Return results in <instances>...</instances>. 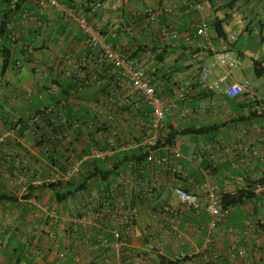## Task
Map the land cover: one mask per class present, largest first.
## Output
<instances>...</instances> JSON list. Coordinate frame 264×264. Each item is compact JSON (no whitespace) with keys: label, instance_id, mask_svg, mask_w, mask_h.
Instances as JSON below:
<instances>
[{"label":"crops","instance_id":"obj_1","mask_svg":"<svg viewBox=\"0 0 264 264\" xmlns=\"http://www.w3.org/2000/svg\"><path fill=\"white\" fill-rule=\"evenodd\" d=\"M58 1L85 15L108 41L115 33L117 38L114 42L127 51V56L134 54L141 45L148 46L147 52L136 59L145 62L152 82L167 93L163 133L176 126L203 128L214 124L227 125L217 134L179 137L174 147L158 149L156 156H171V165L147 163L143 177H137L132 172L136 166L128 164L120 167V176L108 182L111 183L109 186L93 181L87 192L58 203L51 189H39L49 164L34 144L36 137L28 134L23 139L19 138L15 131L6 128V119L8 117L9 121L14 117L16 121L24 111L39 104L54 108L52 100H44L48 93L57 94L59 87L46 83L47 79L53 78L55 72L82 73L77 62L90 58L87 38L77 19L64 21L58 9L52 6L42 13L37 8L38 0H34L20 2L17 11V4L0 0V28L8 12L13 11L8 29L18 35V44L11 49L12 60L6 68L4 61L0 63V143L5 155L30 157L32 166L23 173L27 178L26 184L19 181L21 172H9L11 166L4 165L0 169V264H264V236L261 237L262 246H258L246 233L264 213V190L255 189L254 198L225 212L215 230L210 227L211 216L204 206L197 211L190 210L179 201L174 191V188L182 187L202 196L206 181L217 185L224 193L246 190L259 181L260 169L235 170L232 155L227 150L211 149L214 141L229 146L239 131V122L234 121L246 114V100L218 93L215 83L225 77L223 85L248 80L237 79L219 67L212 71L207 83L200 81V74L201 67L213 60L218 49L228 48L241 61L248 58L251 61L242 68L245 75L254 66L260 80L264 78L256 69V63H262L259 71L264 72V0H244L237 11L231 10L233 0ZM35 8L37 13L26 15ZM215 18L226 19L223 26L229 45L218 38L212 27ZM203 26L207 27V32L200 36L198 31ZM172 29H177L180 36L174 40L165 39L166 33ZM6 44L8 41L0 30L2 52ZM14 60L23 63L19 71L12 68ZM52 67L59 69L50 73L48 68ZM95 70L89 67V71ZM4 77L10 79L11 85L4 84ZM230 77L232 82L228 84ZM95 80L91 75L93 86L84 89L87 101L83 104L72 97H68V102L60 103V107L70 110L89 108L91 118L82 120L89 126L92 123L88 121L90 119L99 124L111 119L108 107L112 103L91 102L97 89ZM259 85L264 87V81ZM185 87L192 90L191 102H183L179 98L178 90ZM114 93L121 100L115 103H125L131 110L132 117L126 118L125 124L136 125L132 134H125L127 141L124 144L140 146L146 136L150 107L129 84ZM37 122L45 126L49 138L55 139V133L50 132L48 124H71L72 120L63 117L45 124L38 118ZM66 134L61 145H65V149H76L70 145L75 144L73 132L66 129ZM99 139L98 146L103 147L105 140ZM173 151L181 153L179 160L172 157ZM214 155L216 161L212 158ZM99 160L112 168L107 162L109 159ZM140 178L152 183L154 191H145L138 182ZM2 197L4 199L1 200ZM34 197L42 198L39 206H34ZM107 204L113 210L99 222L87 228L75 227L77 217ZM130 205L140 208L139 215L131 223L121 212ZM48 208L60 212V223L52 222L47 214ZM115 228H119L125 238L118 249L104 241L112 239ZM239 234H242L248 252L238 255L235 260L232 256ZM209 238H212L210 244ZM197 251L201 254L197 255ZM184 252L189 256L180 260Z\"/></svg>","mask_w":264,"mask_h":264},{"label":"built area","instance_id":"obj_2","mask_svg":"<svg viewBox=\"0 0 264 264\" xmlns=\"http://www.w3.org/2000/svg\"><path fill=\"white\" fill-rule=\"evenodd\" d=\"M244 0H233L231 10L237 11L242 6ZM37 8L44 13L49 6H52L60 12L64 21H70L77 19L82 26L83 32L87 38V43L92 47L99 48V63L110 62L113 66L120 68L123 75L128 79V84L133 91L150 107L151 113L149 122L146 128V136L143 142H140V146L145 148L148 153L146 162L141 169V172H146L147 163H156L162 165H171V156L157 157L156 151L158 150V143L162 134L163 119L166 115L168 106V96L166 92L161 91L156 86L148 75L146 64L142 60L132 59L121 51L120 47L114 42L117 38L116 34H111V40L108 41L99 29L88 20L85 15H80L78 11L73 7H67L60 4L58 0H38ZM31 9L26 12V15H33L37 13L38 9ZM207 27L203 26L198 31V35L205 36ZM180 36L177 29H172L166 33L165 39L174 40ZM10 48L13 49L18 44V35L15 31L11 30L9 33ZM4 61L3 52L0 50V63ZM241 65V60L228 48L218 49L213 60L205 63L201 67L200 81L207 83L209 75L212 71L219 67L231 73V71ZM23 66L22 61L14 60L12 68L19 71ZM227 77L221 79V82L215 83V88L218 93H222L230 98H242L246 100L245 116L244 120L239 122L238 134L235 140L226 146L223 142L214 141L211 145V149L227 150L232 155V167L238 171H250L252 169H260L259 181L264 180V94L252 84L250 81L242 83L235 82L232 85L221 84ZM4 84L11 85V81L8 77H4ZM179 98L183 102L192 101V90L189 87L181 88L178 90ZM38 119H34L32 122H36ZM16 122H19L16 120ZM19 128L17 123L16 130ZM134 147V144H124L118 137L112 135L106 139L104 146H93L89 148V153H83L82 159L74 160L71 149H62L65 160L69 163L68 167L62 174L63 179H68L78 172L82 163L88 158H103L113 156L116 152ZM83 150H86L85 148ZM172 157L175 160H179L181 153L173 151ZM216 161L217 157L212 156ZM216 158V159H215ZM175 167V166H172ZM176 172L177 170L174 169ZM57 180V176L54 174L49 181L54 182ZM21 183L27 181L25 174H21L19 177ZM140 186L148 192L154 191V185L148 180L140 178L138 180ZM257 190H264L263 184H256ZM174 191L179 201L190 210H199L201 206H204L207 212L211 216L210 227L212 230L218 228L220 222L225 216V211L222 207L223 193L217 185L211 184L209 181L204 182L202 187V196L186 190L182 187L174 188ZM41 197H34V206H39L42 203ZM113 210L110 204L100 206L98 209L87 212L74 221L75 227L87 228L93 223L99 222L108 213ZM123 214L128 216V219L133 220L140 213V208L137 205L127 206L123 211ZM48 216L53 223L58 224L62 220L60 212L56 209L48 208ZM157 217V216H156ZM253 237L256 245L261 244V237L264 236V213L256 220L246 232ZM105 244L112 248H119L125 242L124 235L119 228L113 230L112 239H105ZM212 238L208 239L210 244ZM236 248L233 252V259H237L238 255H244L248 252L247 247L243 244L242 234L236 238ZM201 254V251H197V255ZM189 256L188 253H183L180 256V260H185ZM221 258V257H220ZM4 264H19L8 263Z\"/></svg>","mask_w":264,"mask_h":264},{"label":"trees","instance_id":"obj_3","mask_svg":"<svg viewBox=\"0 0 264 264\" xmlns=\"http://www.w3.org/2000/svg\"><path fill=\"white\" fill-rule=\"evenodd\" d=\"M34 0H3V3L17 4V11L19 10V3L21 2H31ZM212 2V0H209ZM13 11L8 12L7 18L3 20L1 25V33L5 36V40L8 41L6 48L3 50V58L5 63V68L8 66L7 63L12 60V50L10 48V39H9V25L12 23ZM228 18V16H225ZM225 18H215L212 22V27L215 29L219 39L224 40L227 45L229 41L224 30ZM116 43V42H115ZM88 44V43H87ZM26 47V46H24ZM148 46L141 45L139 49L132 55L130 58L136 59L142 53L147 52ZM121 51L126 53V50H123L120 47ZM99 48L92 47L88 44L87 54L90 55L89 60L77 62L79 66V71L76 73L71 72H60L57 73L59 67L48 68L50 73L55 72L53 78H48L47 82L50 85H57L58 93H48L45 98V102L55 103L54 108L48 107L47 104H39L36 106H31L29 110L22 113L21 118L17 119L19 122H16V118H12L6 122V128L10 131H15L18 134V137L23 139L25 135L32 134L34 135L35 142L34 144L39 147L42 152L44 159L49 164V168L44 170L45 176L41 179L43 183L40 185L39 189L44 190L46 188L51 189L54 192L55 200L58 203L65 202L71 198H76L79 193L87 192L91 188V182L100 181L101 183L109 186L112 180H115L120 176V171L123 166L128 164H133L136 168L132 171L137 177H143L144 172H141L148 153L145 148L142 146L131 147L125 149L119 153H115L113 156L108 157L107 162L111 164L112 168H108L106 162L99 160V158H88L83 162L81 168L73 176L68 179H63L62 174L65 169L68 167L69 163L65 160L63 156L62 149L65 145H61L67 137L66 129L73 132V141L75 142L70 144L74 145L76 149H71L74 160L82 159L83 153H89V148L93 146L100 145V137L102 140L108 139V137L114 135L118 137L122 142L126 143L127 141L124 137L126 133L132 134V131L136 130L134 124L127 126L125 123L126 118L132 117L130 108L124 103L116 104L115 102H120L119 97L115 95L114 92L118 93L123 90L125 86H128V79L123 75L120 68L113 66L110 62L99 63ZM142 60V59H136ZM61 63L59 64V66ZM89 67H94L95 71H89ZM262 67V63H256V69L259 76H264V72L259 71ZM5 72V69H4ZM49 75V73H48ZM91 75H94L96 78L95 84L97 89L91 100V102L100 103L107 102L111 104L108 107V113L111 117L109 121L102 122L99 124L94 120L91 121V125H86L82 122L84 117L91 118L92 111L89 108L82 107L80 109L72 110L67 107H60L62 101L68 102V97H72L80 103L87 101V95L84 93L86 88L90 85L93 86L91 80ZM101 87H100V86ZM129 101V99H126ZM38 106V107H37ZM128 116V117H127ZM66 117L69 120H72L68 124H48L50 126V132L55 133L56 138H49V132L44 130L45 126H41L37 121L32 122L34 119L41 118L46 122L50 123L53 119ZM244 120V118H238L234 123H238ZM17 123L19 128L16 130ZM47 125V126H48ZM227 124H214L208 127L203 128H194V127H170L164 133L162 132L160 141L158 143V149L160 148H171L176 144V140L179 137L185 136H199L203 134H217L223 127ZM88 131V132H87ZM86 133V134H85ZM1 136V131H0ZM58 136V138H57ZM60 137V138H59ZM137 138V137H136ZM2 143V142H1ZM0 143V169L2 166L7 165L11 166L9 172L15 174V171L18 173H26V168L30 169L31 158H23L21 156L14 157L11 155H5L4 148ZM5 145V143H4ZM86 150H83V149ZM77 149H82L81 151ZM68 150V149H66ZM81 152V153H79ZM123 169V168H122ZM29 172V170H28ZM57 176V180L54 182L49 181L52 175ZM35 175V174H34ZM1 176V173H0ZM256 184H263L264 180L256 182ZM255 186H250L246 190H237L234 192L223 193L222 197V207L225 212L230 208L241 205L248 200L255 197ZM4 197L1 198V200Z\"/></svg>","mask_w":264,"mask_h":264},{"label":"rangeland","instance_id":"obj_4","mask_svg":"<svg viewBox=\"0 0 264 264\" xmlns=\"http://www.w3.org/2000/svg\"><path fill=\"white\" fill-rule=\"evenodd\" d=\"M252 47L254 48V44H252ZM249 64H251V61L249 60V58L246 59L244 62L241 61V65L238 66L237 68L233 69L231 71V74H233V76L236 77L237 79L241 78V79H245V80L250 81L252 84L257 86L262 93V92H264V87L260 86L259 83L261 81H264V78L260 80V77H258L255 73L254 66H252L251 69H248V71H246V75L242 72V68L245 66H248ZM216 70H218V68H216L214 71H216ZM230 82H232V77H230V80L227 83L229 84Z\"/></svg>","mask_w":264,"mask_h":264}]
</instances>
